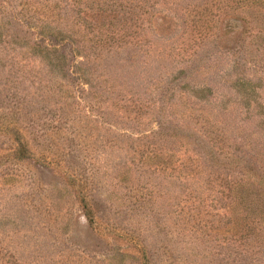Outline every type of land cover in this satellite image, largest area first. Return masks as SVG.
<instances>
[{
  "label": "rangeland",
  "instance_id": "1",
  "mask_svg": "<svg viewBox=\"0 0 264 264\" xmlns=\"http://www.w3.org/2000/svg\"><path fill=\"white\" fill-rule=\"evenodd\" d=\"M263 198L264 0H0V264H264Z\"/></svg>",
  "mask_w": 264,
  "mask_h": 264
},
{
  "label": "trees",
  "instance_id": "2",
  "mask_svg": "<svg viewBox=\"0 0 264 264\" xmlns=\"http://www.w3.org/2000/svg\"><path fill=\"white\" fill-rule=\"evenodd\" d=\"M70 8V7H69ZM69 13V12H68ZM76 14H77V12H76ZM100 14V13H99ZM78 15V14H77ZM44 34V33H43ZM43 34H40L39 33V35H40V38H41V40H42V36H44ZM44 37H46V36H44ZM42 41H44V40H42ZM101 43H99V44H97V45H100ZM71 49H70V51H72V55H69V59H72L76 54H75V50H73V48L72 47H70ZM75 54V55H74ZM74 59V58H73ZM258 205V207H259V211H263L264 212V198H263V202H262V204L261 203H258L257 204Z\"/></svg>",
  "mask_w": 264,
  "mask_h": 264
}]
</instances>
